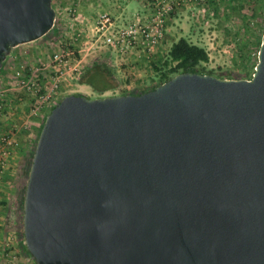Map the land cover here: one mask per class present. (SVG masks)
Segmentation results:
<instances>
[{"label":"water","instance_id":"1","mask_svg":"<svg viewBox=\"0 0 264 264\" xmlns=\"http://www.w3.org/2000/svg\"><path fill=\"white\" fill-rule=\"evenodd\" d=\"M0 0V69L55 22ZM35 264H264V32L250 79L180 73L151 91L67 95L23 191Z\"/></svg>","mask_w":264,"mask_h":264},{"label":"rangeland","instance_id":"2","mask_svg":"<svg viewBox=\"0 0 264 264\" xmlns=\"http://www.w3.org/2000/svg\"><path fill=\"white\" fill-rule=\"evenodd\" d=\"M52 7L56 13L52 33L13 48L0 69V139L15 134L17 150L22 151L16 150L19 158H14L15 165L19 160L25 164L16 186L20 187V216L22 190L25 189L29 163L44 120L58 100L67 95L82 94L77 86L79 76L93 62L89 57L84 59V53L77 52L81 43L74 41L75 35L84 33L94 24L97 10L109 13L119 25L133 21L134 14L144 10L142 2L131 1L112 6L108 0H52ZM166 27H172L173 36L160 53H154L145 60L151 62L147 65L154 66L149 67L154 77L140 85L143 90L155 84V67L161 69L170 44L181 36L206 50L209 62L204 66L207 70H214L226 79H246L252 77L257 62V44L264 28V0L188 3L170 15ZM55 54L63 56L60 67L53 62ZM153 56L155 60L152 61ZM78 60L83 62L73 70ZM125 67L122 65L121 68ZM58 69L62 71L58 92L46 99L41 87L53 84ZM116 78V92L110 90L99 95L93 91L88 97L94 99L127 92L129 89H120L124 79L118 78L117 74Z\"/></svg>","mask_w":264,"mask_h":264},{"label":"built area","instance_id":"3","mask_svg":"<svg viewBox=\"0 0 264 264\" xmlns=\"http://www.w3.org/2000/svg\"><path fill=\"white\" fill-rule=\"evenodd\" d=\"M87 1V0H83ZM112 6L131 1L142 2L144 10L134 14L135 19L125 24H117L116 19L102 9L97 10L95 22L84 33H77L74 41L81 43L77 52L84 53L83 58L91 60L104 59L109 66L118 67L128 64L130 60L149 57L154 54L166 37L167 20L177 9L188 3L206 4L207 0H108ZM66 45V44H64ZM63 56L54 55L53 62L58 67L63 62ZM83 59V60H84ZM83 60H78L72 67L76 70ZM93 60V61H94ZM129 71L123 72L126 76ZM61 69L55 72V81L51 86L44 84L41 87L46 99L58 92ZM123 81L121 80V83ZM40 91V89L38 90ZM116 92V90H113ZM38 108H36V111ZM18 147L15 134L0 139V182L4 177L8 161L13 157Z\"/></svg>","mask_w":264,"mask_h":264},{"label":"crops","instance_id":"4","mask_svg":"<svg viewBox=\"0 0 264 264\" xmlns=\"http://www.w3.org/2000/svg\"><path fill=\"white\" fill-rule=\"evenodd\" d=\"M143 13V11H142ZM172 27L167 29L165 39L162 41L159 47L155 50V54L160 53L162 49L168 45L170 36L172 34ZM178 31V30H177ZM169 33V34H168ZM176 31L174 32V34ZM183 37V36H181ZM179 37V38H181ZM177 38V39H179ZM184 38V37H183ZM175 39L170 44V47L177 40ZM189 41V40H188ZM190 42V41H189ZM145 58H138L130 60L128 64H125V68L113 67L115 74L118 78H124L123 72L129 71L126 79V85H120V89H129L127 92L143 90V86L140 85L148 82L154 73L149 68L151 62L145 61ZM155 57H152V61ZM93 61V60H92ZM125 79V78H124ZM130 80V81H129ZM80 92L87 96L93 93L90 86L85 84H77ZM119 87H117L118 89ZM126 92V93H127ZM22 153L21 150H17ZM16 153V152H15ZM14 158H19V155L14 154L13 157L8 161L7 169L5 170L4 177L0 182V264H33L29 256H27L21 247L20 239V201H19V188L17 186V178L21 175V170H24L23 162L18 161V165H15ZM15 161V162H14ZM14 162V163H13ZM21 186V185H20ZM33 262V263H32Z\"/></svg>","mask_w":264,"mask_h":264},{"label":"trees","instance_id":"5","mask_svg":"<svg viewBox=\"0 0 264 264\" xmlns=\"http://www.w3.org/2000/svg\"><path fill=\"white\" fill-rule=\"evenodd\" d=\"M264 28L262 34L260 35V41L257 44V53L261 44V37L263 35ZM52 30L47 33L46 36L50 35ZM209 62V55L206 50L196 44H192L186 38H179L175 43L170 47L167 58L163 62L161 69L154 70L156 75V82L153 86L140 91H132V92H123L122 95L125 94H134L138 95L142 92H148L156 88L157 86L165 83L172 77L180 74V73H199V74H207L216 76L219 78H223V76L217 74L214 70H207L204 65ZM257 63V62H256ZM256 65V64H255ZM151 67L154 68L153 65ZM255 67V66H254ZM246 78V79H250ZM226 79V78H223ZM116 74L114 70L109 66L108 61L104 59H97L92 62L91 65L87 66L84 72L79 76L78 84H85L92 88V90L99 95H102L106 91L115 90L116 89ZM75 95H83V94H75ZM61 100V99H60ZM58 100V102L60 101ZM31 161V160H30ZM30 167V163H29ZM28 167V171H29ZM24 190H22L23 193ZM23 201V198H22ZM21 201V205H22ZM22 210V207H21ZM20 222L22 224V213L20 216ZM21 247L24 253L29 256L25 250L23 244L22 230L19 233Z\"/></svg>","mask_w":264,"mask_h":264}]
</instances>
